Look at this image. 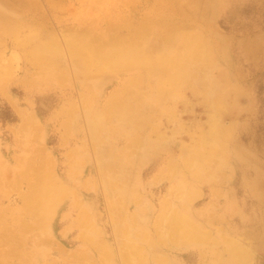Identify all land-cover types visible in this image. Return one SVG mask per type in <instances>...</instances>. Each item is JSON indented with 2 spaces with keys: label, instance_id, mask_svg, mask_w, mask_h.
<instances>
[{
  "label": "rangeland",
  "instance_id": "rangeland-1",
  "mask_svg": "<svg viewBox=\"0 0 264 264\" xmlns=\"http://www.w3.org/2000/svg\"><path fill=\"white\" fill-rule=\"evenodd\" d=\"M253 1L0 0V264L7 252L10 264H121L135 245L148 264H264V89L232 62ZM147 16L164 64L141 78L88 77L68 52L67 38L105 45ZM48 43L55 54L37 64ZM40 183L65 191L38 218L25 205Z\"/></svg>",
  "mask_w": 264,
  "mask_h": 264
},
{
  "label": "bare ground",
  "instance_id": "bare-ground-1",
  "mask_svg": "<svg viewBox=\"0 0 264 264\" xmlns=\"http://www.w3.org/2000/svg\"><path fill=\"white\" fill-rule=\"evenodd\" d=\"M170 1V3H171V0H169ZM192 1V0H191ZM159 3H161L160 1H158ZM157 2V3H158ZM167 2V1H166ZM179 2V1H178ZM212 2V1H211ZM211 2H210V4H211ZM8 3V2H7ZM164 3V2H163ZM168 3V2H167ZM168 4V5H171V4H173V2L171 3V4ZM195 3V2H194ZM165 4V3H164ZM176 4V6H177V2L175 3ZM12 5L14 6V4L12 3ZM20 5V4H19ZM157 5V4H156ZM161 5L163 6V4L161 3V4H158V6H160L161 7ZM182 5V4H181ZM9 6V5H8ZM16 6V5H15ZM186 6V5H185ZM204 6V5H203ZM206 6V5H205ZM153 7V6H152ZM159 7V8H160ZM165 8L167 7L166 5L164 6ZM169 7V6H168ZM211 7V6H210ZM127 8V7H126ZM157 9H158V7H156ZM164 8V9H165ZM173 8V7H172ZM176 8V7H175ZM154 9V8H153ZM170 9H171V6H170ZM169 9V10H170ZM195 9V8H194ZM202 9V8H201ZM160 10H161V8H160ZM168 10V9H167ZM174 11L176 10V9H173ZM205 10V9H204ZM203 10V11H204ZM206 11V10H205ZM175 12H177V10L175 11ZM210 12V11H209ZM152 14V13H151ZM158 19V18H157ZM157 19L155 18H150L149 16H147L145 19H144V21H142L140 24H139V26H137V27H135V28H133V29H130V27L129 26H127L128 24H129V22H127V21H121L122 23H123V25L127 28V33L125 34V35H121V33H122V29L123 28H120V27H116V28H113L114 30H115V32H116V34L115 35H117L118 34V36H109V37H107V35H106V33H104L105 34V38H106V40H101V41H103L104 43H106L105 45H103V44H101V45H99V46H95V45H92V44H84L82 47H78V46H76V48H74V45L70 42V40H68V38H67V44L69 45V47L70 48H68V52H69V54L70 53H72V55H74L75 57H76V55H80L81 57H82V70L84 71V70H86L85 72L87 73V76L89 77V76H92L93 75V73H91V71H92V68L94 67V68H98L96 71L98 72V73H102V72H105V69H108L109 71H114V72H118V71H122L123 70V72L125 71V70H136V74H138V77L137 78H141V74H139V73H150V72H152V69L154 68L153 66H154V64L155 65H159L158 63H153L152 62V53H154V52H152V51H150L149 49H148V46L151 44L152 45V43H150V44H148L150 41L152 42H159V40H161V42H163L164 40H163V38L162 39H160V37H162V36H158V37H156L155 39L157 40V41H154L153 40V37H152V40H151V36H152V33H151V30L153 29V28H157V27H159V24H158V21H157ZM170 19V18H169ZM169 19H168V21H169ZM172 19V18H171ZM120 21V20H119ZM119 21H117V22H119ZM109 22V21H108ZM160 22V21H159ZM125 23H126V25H125ZM109 24V23H108ZM165 24V23H164ZM48 26V25H47ZM162 26H163V24H162ZM44 29V28H43ZM51 29V28H50ZM111 28H107V30L109 31ZM53 30V29H52ZM65 30V29H64ZM114 30H112V31H114ZM48 31V30H47ZM87 31V30H86ZM164 31V30H163ZM110 32V31H109ZM52 33V32H51ZM161 33V32H160ZM172 33V32H171ZM56 34V33H55ZM109 34V33H108ZM128 34V35H127ZM179 34V33H178ZM112 35V34H111ZM155 35H156V33H155ZM77 36V35H76ZM157 36V35H156ZM173 36V35H172ZM103 37V36H102ZM169 37H171V36H169ZM176 37V36H175ZM174 37V38H175ZM186 37H188V35L186 36ZM33 39V38H32ZM168 39V38H167ZM166 39V41L169 43V41L171 40V39H173L172 37L169 39V41ZM186 39V38H185ZM31 40V39H30ZM176 40V39H175ZM59 42V41H58ZM92 42V41H91ZM95 42V41H94ZM166 42V43H167ZM171 42V41H170ZM53 44H55V42H52ZM159 44V43H158ZM186 44H188V43H186L185 42V45ZM200 44H202V43H200ZM155 45V44H154ZM153 45V46H154ZM184 45V44H183ZM156 46V45H155ZM188 46V45H187ZM192 45H190V46H188L189 48L191 47ZM198 46V45H197ZM186 47V46H185ZM199 47H200V45H199ZM189 48H187L186 47V49H189ZM197 48V47H196ZM154 49L155 48H153V51H154ZM209 49V48H208ZM62 50V49H61ZM158 50V49H157ZM207 50V49H206ZM210 50V49H209ZM53 52L54 54H55V48H53V47H51V45H49V43L48 44H43V45H39V46H36V49H35V52L38 54H34L35 56H36V59L38 60V62H36L37 64H40L39 62L41 61V62H43V60H44V57H45V54H48V53H50V52ZM60 51V50H59ZM59 51H57L58 53H60ZM27 52H29V51H27ZM56 52V53H57ZM157 52V51H156ZM156 52H155V54H156ZM159 52V51H158ZM175 52V51H174ZM200 52V51H199ZM151 53V54H150ZM198 52L196 51V54H197ZM63 54V53H62ZM182 54V53H181ZM180 54V55H181ZM199 54V53H198ZM194 56H196V55H194ZM199 57H200V55H198ZM197 56V58L195 59L194 57V60H199V57ZM182 57V56H181ZM185 57V56H184ZM183 58V57H182ZM207 58H209V57H207ZM157 59V58H156ZM155 59V60H156ZM173 59V58H172ZM178 59L179 58H177L176 57V61H178ZM100 60H103L104 62H102L103 63V65L104 66H101V64H99V62H100ZM158 60V59H157ZM161 60H163V59H161ZM160 59H159V61H161ZM168 60V59H167ZM179 60H181V59H179ZM184 60H185V58H184ZM187 60V59H186ZM204 60V59H203ZM11 61H12V59H11ZM164 61V60H163ZM162 61V62H163ZM173 60H168V61H166V62H172ZM33 62V61H32ZM205 62V61H204ZM31 63V62H30ZM164 63H160V65H163ZM175 65H176V63H174ZM159 65V66H160ZM91 66V67H90ZM99 66V67H98ZM158 66V67H159ZM170 66H172V68L173 69H176V68H174V65H170ZM157 67V66H156ZM176 67L179 69V66H177L176 65ZM89 68V69H88ZM171 68V67H170ZM173 69H171V72L173 71ZM49 71V70H48ZM127 72V71H126ZM170 72V71H169ZM170 72V73H171ZM173 73L174 74H177V71H176V73H175V70L173 71ZM164 74V73H163ZM46 75V74H45ZM44 75V76H45ZM134 75V74H133ZM173 74H171V76H172ZM164 76V75H163ZM168 76H170V75H168ZM143 77V76H142ZM151 77V76H150ZM174 77H177V76H175V75H173V77H171V78H173V79H175V80H172L170 77H169V79H171V80H168V78H167V80L166 81H168V82H170V81H173V82H170V83H168V84H170V88H172L171 86H173L174 84H175V86H176V84L177 83H179L180 81H179V79H178V81H177V79L176 78H174ZM180 77V76H179ZM178 77V78H179ZM68 78V77H67ZM143 79V78H142ZM60 80V79H59ZM135 80V79H134ZM134 80H132V81H134ZM139 80V79H138ZM141 80V79H140ZM165 81V80H164ZM131 82V81H130ZM139 82V81H138ZM177 82V83H176ZM128 83V82H127ZM163 83H167V82H163ZM173 83V85H171ZM129 84H131V83H129ZM162 85V84H161ZM178 85V84H177ZM129 87H130V85H129ZM125 88V87H124ZM153 88V87H152ZM151 88V89H152ZM167 88H168V85H167ZM167 88H165V90L167 89ZM169 89V88H168ZM173 89H175V88H173ZM177 89V88H176ZM163 91V90H162ZM167 91H169V94H171V90H167ZM166 91V92H167ZM171 91V92H170ZM174 91V90H173ZM177 91V90H176ZM179 91V90H178ZM166 94V93H165ZM167 95V94H166ZM173 95V94H172ZM156 96V95H155ZM112 97V96H111ZM154 98H156V97H154ZM110 100H111V98H110ZM154 100V99H153ZM109 106V105H108ZM91 112V111H90ZM91 116V115H90ZM104 118V117H103ZM169 119V118H168ZM104 121V120H103ZM98 122V121H97ZM101 132V131H100ZM155 132V131H154ZM212 132V131H211ZM216 132V131H215ZM215 137H216V135H214ZM203 139V138H202ZM136 140H137V138H136ZM204 140V139H203ZM202 140V141H203ZM198 141V140H197ZM204 142V141H203ZM205 144H206V146H207V143L206 142H204ZM202 144V143H201ZM202 145H204V144H202ZM209 145H210V143H209ZM208 145V146H209ZM212 145V144H211ZM210 145V146H211ZM220 145V144H219ZM200 147H202L201 145H199ZM205 146V145H204ZM205 146V147H206ZM207 146V147H208ZM214 146V145H213ZM200 147H198V148H200ZM207 147H206V150H207ZM197 148V147H196ZM203 149H205L204 147H202ZM200 149V151L201 150H203V149ZM211 148H214V147H212L211 146ZM210 149V148H209ZM199 150V149H198ZM198 150H197V152H198ZM211 150V149H210ZM213 150L214 149H212V152H213ZM194 151V150H193ZM199 151V152H200ZM208 151V150H207ZM206 151V152H207ZM215 151H218V149L217 150H215ZM202 152H204V151H202ZM208 153V152H207ZM207 153H206V155H207ZM217 153V152H216ZM213 155H214V153H213ZM224 155V154H223ZM191 157H192V155H191ZM191 159V161H193V158H190ZM189 159V160H190ZM188 163H189V161H187ZM46 164V163H45ZM186 164V163H185ZM191 163H189V165H190ZM193 164H194V162L192 163V165H190L191 167L193 166ZM187 165V164H186ZM185 165V168L186 167H189V165L188 166H186ZM190 167V168H191ZM187 169V168H186ZM189 169V168H188ZM195 171H196V169H195ZM186 173V172H185ZM21 174H23L22 175V178L23 179H25V175H24V172H22ZM28 176H29V174H28ZM39 177V176H38ZM198 178V177H197ZM39 179V178H38ZM38 179H37V181H38ZM35 180V179H34ZM39 180H41V179H39ZM36 181V180H35ZM2 184V183H1ZM36 185V184H35ZM7 187V186H6ZM61 187H62V189H61ZM64 186H60L59 187V185L57 186V185H51V184H47V183H40V184H38V186H35L34 187V192L32 193L31 191V193H30V197H28V198H30V200L28 201V203L29 204H27V205H25V207H28V206H31V207H28V208H32V211H31V209L29 210V209H26L25 208V211H26V213L28 212L29 213V211L30 212H33L34 214H36V217H38V218H40V217H42V215H43V212H44V210L45 209H52V207H53V205H51V204H47V203H49V202H52V201H50L49 200V198H50V196L51 195H54L55 196V198L57 199L58 197H59V194H62V190L63 191H65L64 190V188H63ZM181 190V189H180ZM183 191V190H182ZM28 193V192H27ZM183 193V192H182ZM181 196H182V194H181ZM180 196V197H181ZM25 198H27V197H25ZM60 198V197H59ZM131 198V197H130ZM24 198H22V200H23ZM27 203V202H26ZM26 203H24V201H23V203H22V208L24 207V205L23 204H26ZM115 203H117V202H115ZM125 203V202H124ZM40 206H39V205ZM46 204H47V206H46ZM121 205H123L122 203H120ZM121 205H119V206H121ZM46 206V207H45ZM21 207V206H20ZM19 207V208H20ZM23 210H24V208H23ZM22 211V210H21ZM18 214H20L19 212H18ZM179 214V213H178ZM178 214H177V216H178ZM20 215H22V214H20ZM24 215V214H23ZM26 216V215H25ZM49 216V215H48ZM2 216H0V218H1ZM50 217V216H49ZM81 217V216H80ZM114 217V216H113ZM4 218V216L2 217V219ZM6 218V217H5ZM109 218H111V216L109 217ZM121 218V217H120ZM181 218V217H180ZM2 219H0V220H2ZM86 219V218H85ZM123 219V218H122ZM126 219V218H125ZM134 219V218H133ZM183 219V218H182ZM185 219V218H184ZM124 220V219H123ZM186 220V219H185ZM22 221V220H21ZM86 221V220H85ZM90 221V220H89ZM112 221V220H111ZM119 221V220H118ZM6 222V221H5ZM50 222V221H49ZM84 222V221H83ZM122 222V221H121ZM120 222V223H121ZM127 222V221H126ZM134 223H135V225H139V223H137L136 224V222L137 221H133ZM191 222V221H190ZM16 223V222H15ZM147 223V222H146ZM3 224V223H2ZM83 224V223H82ZM91 222L88 224L89 225V227L91 226ZM115 224H116V221H115ZM131 224V223H130ZM148 224V223H147ZM4 225V224H3ZM19 225V224H18ZM26 225V224H25ZM1 227V226H0ZM4 227V226H3ZM18 227H20V225L18 226ZM21 227H23V226H21ZM82 227V226H81ZM86 228H88L87 227V225L85 226ZM149 227V226H148ZM30 228V227H29ZM126 228V227H125ZM195 228V227H194ZM5 229V228H4ZM95 228H93V229H91V231L92 230H94ZM32 230V229H31ZM122 230V229H121ZM128 230H129V228H128ZM198 230V229H197ZM16 231V230H15ZM125 231H126V229H125ZM124 230H123V234H125L124 232H125ZM119 232H120V230H119ZM13 233V232H12ZM16 234H14V236H15ZM82 235H84V234H82ZM82 235H80L81 236V238L83 239V238H89V237H83ZM127 235H129L128 234V232H127ZM186 235V234H185ZM204 235H206V233H204ZM203 235V233H202V236H204ZM145 236V235H144ZM208 236V238H209V235H207ZM38 237V236H37ZM184 237H186V236H184ZM3 238V237H2ZM81 238H79V240H82ZM203 238V237H202ZM207 238V237H206ZM16 240H17V238H15ZM90 239H92V238H89V240H86V241H89V242H95V239L93 240H91L90 241ZM146 239V238H145ZM131 240V239H130ZM141 241H143L142 239H140ZM8 241V240H7ZM20 241V240H19ZM45 241V240H44ZM84 241H85V239H84ZM131 241H133V240H131ZM12 242V241H11ZM8 243V242H7ZM14 243H15V241H14ZM37 244H39L38 242H36ZM41 243V242H40ZM148 243V242H147ZM149 243H151L150 241H149ZM149 243L147 244L148 245V247L149 246H151L152 244H150L149 245ZM162 243H164V242H162ZM35 244V243H34ZM37 244H35V245H37ZM101 244H103L102 242H101ZM105 244V243H104ZM120 244H121V242H120ZM124 244V243H123ZM19 245H20V243H19ZM97 245L98 244H95V246L97 247ZM125 245V244H124ZM13 247H10V248H12V249H14V247L16 248V246L15 245H12ZM127 246H128V244H127ZM19 247V246H18ZM93 247V246H92ZM96 247H93L94 248V250L96 249ZM131 247L133 248V246L131 245ZM135 247V249H136V251L134 250V248H133V250L135 251H133V250H130L129 249V253L127 254V252H128V250L126 249V253L125 254H123V252L121 253L120 252V254H121V256H120V261H121V264H148V260H147V258L145 257V255L143 254V252H142V250H138L137 249V247H136V245L134 246ZM143 247V246H142ZM145 247V246H144ZM152 248L153 247H155V246H151ZM104 248L106 249V247L104 246V247H102L101 248V250H103L102 252H101V257L102 256H107V254L106 253H108V252H105L104 253ZM123 248V250L121 249L120 251H124L125 249V246L124 247H122ZM126 248H128V247H126ZM138 248L140 249L141 247H139L138 246ZM19 249V248H18ZM17 248H16V250H18ZM100 249V248H99ZM98 249V250H99ZM142 249V248H141ZM146 249V248H145ZM155 249V248H154ZM89 250V249H88ZM107 250V249H106ZM130 251H133V252H130ZM3 253V252H2ZM1 253V254H2ZM77 253V252H76ZM131 253H133V254H131ZM8 252H7V254H5L4 253V257L5 258H2V262H3V264H10V263H8V260L10 259V258H8ZM97 254V253H96ZM157 254H159V251L157 252ZM160 254H162V252L160 253ZM7 255V256H6ZM77 255V254H76ZM130 255H132L133 257H134V255H135V260L133 259V257L132 256H130ZM156 255V254H155ZM9 256H10V254H9ZM13 256H15L16 257V255H13ZM13 256H10V257H13ZM19 256V255H18ZM87 256V258H88V255H86ZM85 255H80V257H86ZM109 256V255H108ZM78 257H79V255H78ZM90 257H92V255L90 256ZM89 257V258H90ZM95 257V256H94ZM23 258V257H22ZM22 258H20V259H22ZM82 258H80V260H84V258L82 259ZM109 258V257H108ZM115 258V257H114ZM76 259V258H75ZM78 259V258H77ZM92 259H93V257H92ZM96 259V258H95ZM100 259H102V261H101V264L103 263V264H105L104 262H103V258H100ZM100 259H99V262H100ZM151 259V258H150ZM16 260V259H15ZM79 260V259H78ZM115 261V260H114ZM136 261V262H135ZM165 262L166 260H162V262ZM13 262V261H12ZM150 262V261H149ZM156 262H158V261H156ZM160 262V261H159ZM54 263V262H53ZM161 263V262H160ZM167 263V262H166ZM19 264V263H18ZM23 264H25V263H23ZM52 264V263H51ZM55 264V263H54ZM88 264H92V263H88Z\"/></svg>",
  "mask_w": 264,
  "mask_h": 264
},
{
  "label": "crops",
  "instance_id": "crops-1",
  "mask_svg": "<svg viewBox=\"0 0 264 264\" xmlns=\"http://www.w3.org/2000/svg\"><path fill=\"white\" fill-rule=\"evenodd\" d=\"M253 16L244 17L241 29L244 31L237 41L241 51L232 59L235 71L257 82L249 89H264V0L253 1ZM251 33V34H250ZM257 47V54L254 47ZM253 47V50L250 49Z\"/></svg>",
  "mask_w": 264,
  "mask_h": 264
}]
</instances>
